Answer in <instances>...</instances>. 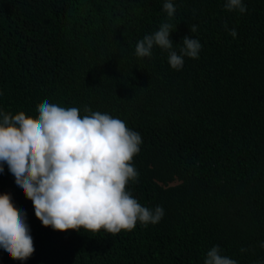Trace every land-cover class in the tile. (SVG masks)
<instances>
[{
	"label": "trees",
	"instance_id": "16d2710c",
	"mask_svg": "<svg viewBox=\"0 0 264 264\" xmlns=\"http://www.w3.org/2000/svg\"><path fill=\"white\" fill-rule=\"evenodd\" d=\"M165 2L0 0V111L36 118L48 100L123 120L142 138L127 190L164 210L115 235L55 231L4 164L0 194L25 213L35 251L20 261L0 248V264H204L213 246L264 264V0H242L245 13L171 0V18ZM165 22L178 54L185 36L202 45L180 70L158 46L135 55Z\"/></svg>",
	"mask_w": 264,
	"mask_h": 264
},
{
	"label": "clouds",
	"instance_id": "9594fccd",
	"mask_svg": "<svg viewBox=\"0 0 264 264\" xmlns=\"http://www.w3.org/2000/svg\"><path fill=\"white\" fill-rule=\"evenodd\" d=\"M228 11L245 13L242 0H225ZM169 18L176 9L171 0L163 5ZM226 27V25H225ZM198 26L192 25L196 32ZM173 25L163 23L135 46L137 57H151L158 46L168 50V63L180 70L184 57L198 58L202 45L185 36L179 54L170 39ZM230 35H237L235 29ZM38 116L23 112L11 115L0 111V173L6 164L25 197L31 200L35 217L44 227L109 234L132 231L137 223H158L164 210L142 206L127 190L138 178L133 158L142 138L127 124L107 113L85 107H62L48 100L37 105ZM264 248V243L261 244ZM0 248L13 260H26L35 251L25 213L12 203L9 194H0ZM246 251V249H241ZM204 264H237L221 255L219 246L207 251Z\"/></svg>",
	"mask_w": 264,
	"mask_h": 264
}]
</instances>
